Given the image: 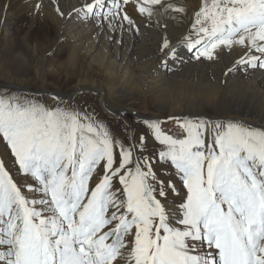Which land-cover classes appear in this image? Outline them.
<instances>
[{"label": "snow or ice", "instance_id": "6c2138e0", "mask_svg": "<svg viewBox=\"0 0 264 264\" xmlns=\"http://www.w3.org/2000/svg\"><path fill=\"white\" fill-rule=\"evenodd\" d=\"M10 7L0 0L5 22ZM46 8L121 35L188 18L177 0L33 5ZM160 51L166 69L189 55L230 57L225 76L264 70V0H203ZM52 95L0 93V264H264V124L137 113L139 133H118Z\"/></svg>", "mask_w": 264, "mask_h": 264}, {"label": "bare ground", "instance_id": "6f19581e", "mask_svg": "<svg viewBox=\"0 0 264 264\" xmlns=\"http://www.w3.org/2000/svg\"><path fill=\"white\" fill-rule=\"evenodd\" d=\"M3 2L10 3L11 7L7 10L6 22L5 14L0 12V38L9 43L2 54V68L10 67L14 63L15 58L10 53L21 44H30L36 63L29 65V62H26V65H21V75H30L31 67H35L40 77L37 83L32 82L34 79H23L15 84L17 88L30 91V84L35 83L47 91V83L53 77L48 73L50 69L59 74H76L78 76L76 80L81 78L83 84L81 88L89 86L91 90H97L104 101V107L109 113L114 114L131 111L132 107L127 109L126 106H131L133 103L131 97L139 93H150L157 103V108L161 109L160 104L163 103L161 97H165L174 89L169 87L173 80H176L174 85H178V81L190 85L208 83L204 88L207 93L205 103L215 102L217 117L240 119L255 125L264 124V70L238 71L225 76L230 57L225 56L218 62L201 63L188 62L189 55H185L184 64L161 70L163 66L160 61V46L163 38L166 37L176 43L185 33L189 19L203 0H177L186 7L188 18H184L182 22L170 21L167 33L153 25L141 26L139 33L135 35L128 32L122 35L120 32L115 34L102 32L90 21L73 19L65 22L48 8L45 9L46 15H37L33 11L36 0ZM44 3L47 4L48 0H44ZM62 3L70 8L76 0H62ZM121 39L123 43H119ZM57 55H61L60 60L64 56L68 58L69 68L61 69L56 64V59L51 61V58ZM189 69L203 76L188 79L185 71ZM173 70H177L178 73L169 74ZM86 80L88 83L84 82ZM52 83L58 91L64 93L71 85V79L60 80L54 77ZM73 88L81 89L76 85ZM181 88L180 85L175 87L180 91L183 90ZM11 89L5 91L33 96L28 91L18 92ZM203 106L204 104L199 109L201 113H204ZM174 112L176 115L183 114L181 108H176ZM4 146V143L0 142V157L7 154L8 150L4 149Z\"/></svg>", "mask_w": 264, "mask_h": 264}, {"label": "rangeland", "instance_id": "374dc122", "mask_svg": "<svg viewBox=\"0 0 264 264\" xmlns=\"http://www.w3.org/2000/svg\"><path fill=\"white\" fill-rule=\"evenodd\" d=\"M24 34V32H22ZM8 41H4L0 38V93L4 92L6 89L11 90H17L20 92L21 90L30 92L33 96H36L39 98V100L44 103L45 105H51L55 106L56 101L53 98L52 94H56L60 97L59 106L64 109L72 108L80 111H87L92 113L97 118H102L106 122H110L111 128L115 132H121V125L125 123H131L132 127L135 129L136 133L138 134L140 131L139 124L140 121L136 118L134 114H139L140 117H160L164 118L169 115H176L174 114V110L176 108H181L183 110V114H177V115H200L203 117H210V118H219L224 119L221 117H217L218 111L216 110L215 102L206 104V96L207 93L205 91V86H207L208 83H200L196 85H190L187 83H184L182 81H178V85H174L176 83V80H173L170 82L169 87H174L170 92H168L165 97H161V101L163 102L160 104L161 109L157 108V103L155 100L152 99V95L150 93H139L137 95L132 96L133 103L131 106H126V108H131V111H124L125 113H119L116 112L114 114L109 113L106 107H104V101L100 98L98 95L97 90H91L89 86L81 88L82 81L81 78L79 80H76L78 77L76 74H70V73H57L54 72L52 69L48 71L50 76H53L47 83V91H45L41 86L39 87L38 84L31 83L30 84V91L25 88H17L15 87V84L20 83L23 79H34L32 82H38L37 79L40 77L37 74V70L35 67H31V74L22 76L21 75V65H26V62H29V65H34L36 63V58L33 57L32 52V46L21 44L19 48H17L14 52L10 53L12 54V57L15 58L14 63L7 68H2V54L4 53V48L9 43ZM12 44V43H11ZM10 44V45H11ZM62 55V54H61ZM60 55V56H61ZM60 56H53L51 58V61H56V64L60 66L61 69L69 68V62L68 58L66 56L61 57ZM63 56V55H62ZM58 57V58H56ZM54 58V59H53ZM60 60V61H59ZM63 60V61H62ZM61 64H60V63ZM59 63V64H58ZM171 63V62H170ZM64 65V66H63ZM166 69L161 67V70ZM164 71V70H163ZM178 73L177 70H173L171 73ZM186 77L188 79L190 78H201L203 75L198 74L193 69H189L185 71ZM54 77H57L60 80H63L65 78L71 79V87L65 89L64 93L58 91L56 86L52 83V80ZM85 83H88V81H84ZM11 85V86H10ZM80 87L81 89H75L73 90L74 86ZM83 85V84H82ZM182 86L181 89L183 90H176V86ZM11 87V88H10ZM182 91H184V95H182ZM34 92V93H33ZM55 92V93H54ZM12 93H15L17 95H21L16 93L15 91H12ZM117 95H115L116 97ZM203 106L204 113L200 112V107ZM143 116H141V115ZM233 120H240V119H233ZM244 121V120H243ZM247 122V121H246ZM250 123V122H248ZM253 124V123H250ZM254 126H258V124H253ZM164 128L169 133H179V128L176 125L175 121H170L167 124L164 125ZM126 135L131 136V132H127ZM4 149L6 147L4 146Z\"/></svg>", "mask_w": 264, "mask_h": 264}]
</instances>
